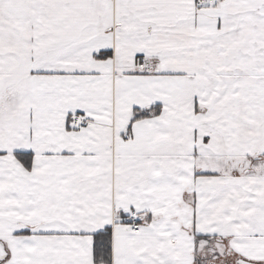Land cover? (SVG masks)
<instances>
[{
    "label": "snow or ice",
    "instance_id": "snow-or-ice-1",
    "mask_svg": "<svg viewBox=\"0 0 264 264\" xmlns=\"http://www.w3.org/2000/svg\"><path fill=\"white\" fill-rule=\"evenodd\" d=\"M0 264H264V0H0Z\"/></svg>",
    "mask_w": 264,
    "mask_h": 264
}]
</instances>
